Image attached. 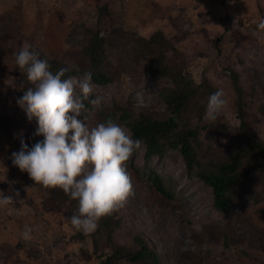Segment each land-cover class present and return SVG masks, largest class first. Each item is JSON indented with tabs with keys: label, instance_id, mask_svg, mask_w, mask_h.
I'll list each match as a JSON object with an SVG mask.
<instances>
[{
	"label": "rangeland",
	"instance_id": "obj_1",
	"mask_svg": "<svg viewBox=\"0 0 264 264\" xmlns=\"http://www.w3.org/2000/svg\"><path fill=\"white\" fill-rule=\"evenodd\" d=\"M220 1L54 0L53 3L43 1L41 9L36 1H29L28 6L29 3L35 5L28 8V14L13 8L0 13V191L5 195H12L14 191L20 193L19 197L14 196L16 201L12 205L0 207V264H96L93 259L83 260L79 252L81 245L71 240L73 231L65 220L66 207L46 208L43 192L25 183L23 176L27 172L12 163L10 152H15L13 141L18 120L10 117L8 111L20 72L13 53L25 43L35 44L50 56L80 65L79 47L66 41L75 23L82 22L92 28L98 23L104 28L121 24L145 36L161 29L185 52L207 48L206 53L196 59L194 70L198 73L206 68L209 77L222 87L226 77L220 64L229 63L237 68L242 59L257 88L264 92V29L258 27L264 20V11L260 10L257 0H223L224 5ZM259 2L264 6V0ZM103 5L109 12L100 20L98 7ZM56 25L57 31L51 33L50 27ZM112 64L111 71L115 75L112 83L97 85L92 82L96 87L93 99L97 96L103 99L99 107L92 105L87 110L90 127L101 119L98 116L100 108L109 110L115 104L128 106L135 113L163 114L164 108L156 99L148 73L137 78L122 71L117 62ZM70 77L82 79L83 75ZM76 94H81L79 88ZM226 101L223 110L230 128L235 130L228 95ZM7 148L12 151H3ZM148 166L167 179L174 197L162 200L145 184L147 168L142 147L127 164L134 195L116 212L126 215L136 230L146 234L161 257L167 248L199 251L205 250L209 243L221 248L222 233L210 242L207 228L215 225L218 232L225 229L224 218L211 210V189L200 178L188 176L180 153L169 150L166 154L155 155ZM134 169H138L137 176ZM25 225L32 229L28 239L22 237ZM234 227L236 241H232L231 246L244 247L247 234L238 224ZM175 264L188 263L176 260Z\"/></svg>",
	"mask_w": 264,
	"mask_h": 264
},
{
	"label": "trees",
	"instance_id": "obj_2",
	"mask_svg": "<svg viewBox=\"0 0 264 264\" xmlns=\"http://www.w3.org/2000/svg\"><path fill=\"white\" fill-rule=\"evenodd\" d=\"M257 1L263 12L264 6ZM220 2L224 5L223 0ZM98 12L101 20L109 11L103 5L98 7ZM66 41L79 47L80 65L64 62L39 46L31 45L40 51L41 58L49 61L53 73L60 68H70L64 78L84 76L85 72L91 71L93 83L108 85L115 79L111 71L114 61L122 71L137 78L144 72L149 74L156 99L164 108L163 114L135 113L128 106L115 104L112 109L98 110L101 119L97 123L111 117L125 125L133 139L143 141L147 168L145 184L151 186L162 200L172 199L174 193L167 185V179L151 169L148 162L155 155L178 151L188 176L200 178L211 189V210L222 216L226 224L219 232L215 225L207 228L210 242L222 233L221 248H215L212 243L199 251L167 248L161 257L149 237L136 230L121 212L114 211L101 218L98 228L91 234L75 231L69 218L76 213L78 202L60 188H45L25 174V183L34 185L45 195L46 208L66 207L65 220L73 231L71 240L81 245V258L85 261L93 259L96 264H175L176 260H185L188 264H264V92L257 88L243 60L239 59L237 68L229 63L220 64L226 77L221 87L209 77L206 68L200 73L194 70L197 57L205 54L207 48L185 52L161 29L145 36L121 24L104 28L98 23L92 28L78 22L72 26ZM32 86L26 74L20 71L8 111L10 117L18 120L13 141L15 152L20 150L21 139L29 149L44 139L43 135H34L36 119L29 121L16 102ZM217 90H223L225 99L228 95L235 130L230 128L224 110L216 122L204 120L207 98ZM93 98L94 94L89 99ZM84 103L80 119L92 106L89 101ZM86 122L91 120L87 118ZM133 171L137 176L138 169ZM234 224L247 234L244 247L231 246L232 241H236Z\"/></svg>",
	"mask_w": 264,
	"mask_h": 264
},
{
	"label": "clouds",
	"instance_id": "obj_3",
	"mask_svg": "<svg viewBox=\"0 0 264 264\" xmlns=\"http://www.w3.org/2000/svg\"><path fill=\"white\" fill-rule=\"evenodd\" d=\"M264 29V20L258 24ZM15 64L33 85L17 99L27 118L37 121L34 135H43L29 149L23 139L20 150L11 154L12 163L26 171L34 183L45 188H60L78 202L70 225L85 235L96 231L101 218L123 207L134 195L127 164L143 141L133 139L126 127L111 117L90 127L83 115L84 101L99 107L102 97L89 99L96 90L92 72L82 79L65 77L70 68L53 73L46 58L33 45L25 43L13 53ZM199 83V82H198ZM80 89V95L76 89ZM227 101L223 90L207 98L204 120L216 122ZM71 131V134H69ZM19 191L5 195L0 191V207L12 205ZM32 229L25 225L24 239Z\"/></svg>",
	"mask_w": 264,
	"mask_h": 264
},
{
	"label": "crops",
	"instance_id": "obj_4",
	"mask_svg": "<svg viewBox=\"0 0 264 264\" xmlns=\"http://www.w3.org/2000/svg\"><path fill=\"white\" fill-rule=\"evenodd\" d=\"M29 1H34V2L36 1L37 5L41 9V5H42L43 1H48L49 3H53L54 0H0V13H2L4 11H8V10L13 8L16 10V12L25 11V13L28 14V8L30 6H32L34 8V5H35L33 3H29V6H28ZM35 11H36V9H35ZM28 18H29V16L26 17L27 20H28ZM26 19H25V21H26ZM40 24L42 25V23H40ZM54 27L56 29H54ZM54 27H52V26L50 27V28H52V30L50 31L51 33L54 31H57V25ZM3 151L7 152V151H12V150L7 148V150L4 149ZM10 154H12V152H10Z\"/></svg>",
	"mask_w": 264,
	"mask_h": 264
}]
</instances>
